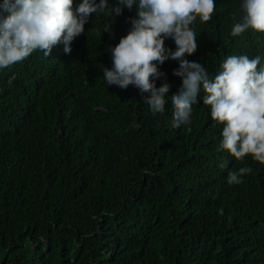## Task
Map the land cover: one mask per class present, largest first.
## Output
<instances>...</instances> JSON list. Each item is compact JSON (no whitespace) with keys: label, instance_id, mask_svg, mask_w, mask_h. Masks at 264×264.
Segmentation results:
<instances>
[{"label":"trees","instance_id":"obj_1","mask_svg":"<svg viewBox=\"0 0 264 264\" xmlns=\"http://www.w3.org/2000/svg\"><path fill=\"white\" fill-rule=\"evenodd\" d=\"M239 9L216 0L185 59L209 76L231 55L264 63V33L231 35ZM136 15L92 14L70 54L60 44L0 69V264H264V164L219 148L203 90L191 124L174 128L171 96L153 116L138 88L105 82L109 45ZM177 70L162 66L157 88L176 94Z\"/></svg>","mask_w":264,"mask_h":264},{"label":"clouds","instance_id":"obj_2","mask_svg":"<svg viewBox=\"0 0 264 264\" xmlns=\"http://www.w3.org/2000/svg\"><path fill=\"white\" fill-rule=\"evenodd\" d=\"M0 0V69L27 58L36 50L49 57L53 47L63 44L65 54L72 52V42L85 32L91 15L123 14L131 27L114 46L109 45L112 66L103 67L108 86L140 90L151 115H163L165 98L171 96L172 126L191 124L193 105L201 90L203 104L210 106V116L223 125L219 148L243 160L247 155L264 164V63L257 55H231L220 65L215 76L196 61L185 57L197 51V34L192 26L197 18L212 19L216 0ZM240 16L231 28L233 37L252 29L264 33V0H240ZM113 23H105L103 33L112 32ZM170 41L169 52L164 43ZM173 62L172 73L182 87L172 95L165 82L162 66ZM260 65V67H258ZM252 168L230 171L227 182L240 184Z\"/></svg>","mask_w":264,"mask_h":264}]
</instances>
